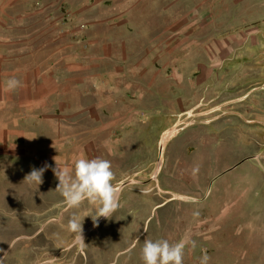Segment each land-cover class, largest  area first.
<instances>
[{"label": "rangeland", "instance_id": "1", "mask_svg": "<svg viewBox=\"0 0 264 264\" xmlns=\"http://www.w3.org/2000/svg\"><path fill=\"white\" fill-rule=\"evenodd\" d=\"M1 8L12 40L54 57L62 90L72 85L59 96L71 105L70 148L94 141L95 158L99 139H111L118 151L100 157L116 186L127 183L119 208L95 226L98 205L67 207L56 176L39 185L14 175L0 195L15 200L0 204V264H144L145 239L174 243L186 233L195 246L183 264L205 255L208 264H264V0H8ZM96 103L101 119L88 111ZM73 214L84 219V242L68 228Z\"/></svg>", "mask_w": 264, "mask_h": 264}, {"label": "crops", "instance_id": "2", "mask_svg": "<svg viewBox=\"0 0 264 264\" xmlns=\"http://www.w3.org/2000/svg\"><path fill=\"white\" fill-rule=\"evenodd\" d=\"M6 1L8 0H0L1 196L14 175L26 177L33 167L39 169L48 164L51 167L43 175L55 176L52 168H55L57 163L71 170L76 158L81 156L94 158L89 150L95 148L94 141L82 143L79 153L70 148L71 139L75 136L72 129L71 105L67 100L59 101V96L72 93V85L69 91L62 90L59 83L60 77L57 76V67L51 66L57 63L54 57L49 56L43 60L38 53L25 51L29 42L12 40L10 28L5 22V10L1 8ZM37 46L33 43L34 48ZM69 64V70H73L72 57ZM179 74V72L175 73V75ZM13 77L20 81V86L9 90L8 81ZM101 78L105 80L103 75ZM178 78L185 81L184 76ZM82 79L83 83L89 80L87 75L85 78L83 75ZM103 80L100 81L103 82ZM85 90H88L86 86L85 89L83 87L82 92ZM100 110L102 106L97 103L88 107V111L96 113L98 118H100ZM76 135L78 137V134ZM102 137L98 141V157L118 151L116 143L105 136ZM112 146H114L113 150ZM13 202L15 200L8 197L6 202L1 200L0 204L4 207ZM2 216L3 211L0 209V220Z\"/></svg>", "mask_w": 264, "mask_h": 264}, {"label": "clouds", "instance_id": "3", "mask_svg": "<svg viewBox=\"0 0 264 264\" xmlns=\"http://www.w3.org/2000/svg\"><path fill=\"white\" fill-rule=\"evenodd\" d=\"M20 86L15 77L9 79L8 88L14 90ZM56 160V157L54 158ZM57 162V160H56ZM51 167L45 164L26 175L29 183L41 184L44 172ZM59 181L55 191L65 199L69 208H79L85 201L98 205L96 213L92 216L93 223L98 226L100 217L111 218L120 206L121 189L113 181L115 173L111 161L102 157H78L73 162V168L61 167L58 163L52 168ZM84 221V219H83ZM83 221L76 214L68 219V228L76 235V239L84 242ZM194 247L195 241L186 233L178 241L171 243L168 239H145L142 247V260L144 264H183L185 249ZM209 257L202 258L201 264H208Z\"/></svg>", "mask_w": 264, "mask_h": 264}, {"label": "water", "instance_id": "4", "mask_svg": "<svg viewBox=\"0 0 264 264\" xmlns=\"http://www.w3.org/2000/svg\"><path fill=\"white\" fill-rule=\"evenodd\" d=\"M175 129H172V130H167L161 137V141H160V150H159V155H158V158H159V162L161 160H163V147H164V143H167L168 140L173 136V134H176L178 133V130L177 132ZM161 163V162H160ZM127 182L124 181L122 183H120L117 187H119L120 189L126 184Z\"/></svg>", "mask_w": 264, "mask_h": 264}, {"label": "bare ground", "instance_id": "5", "mask_svg": "<svg viewBox=\"0 0 264 264\" xmlns=\"http://www.w3.org/2000/svg\"><path fill=\"white\" fill-rule=\"evenodd\" d=\"M258 226V225H257Z\"/></svg>", "mask_w": 264, "mask_h": 264}]
</instances>
